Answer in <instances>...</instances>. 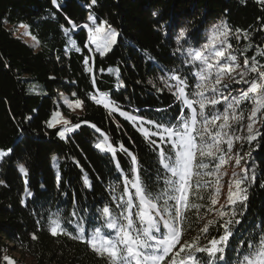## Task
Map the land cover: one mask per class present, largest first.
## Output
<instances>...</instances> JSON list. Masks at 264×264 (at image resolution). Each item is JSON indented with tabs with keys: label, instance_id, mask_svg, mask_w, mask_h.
Returning <instances> with one entry per match:
<instances>
[{
	"label": "trees",
	"instance_id": "trees-1",
	"mask_svg": "<svg viewBox=\"0 0 264 264\" xmlns=\"http://www.w3.org/2000/svg\"><path fill=\"white\" fill-rule=\"evenodd\" d=\"M57 4L59 8L52 0H0V149L12 150L0 160V237L34 264H109L107 257L97 255L84 242L64 235L53 237L48 230L52 214L69 217L75 199L77 212L86 216L87 234L102 222L96 219L97 208L110 204L112 195L122 194V176L115 163L119 160L127 173L130 158L118 151L113 159L95 148V143L106 135L113 146L118 148L123 143L132 151L150 192L163 189L165 173L157 153L136 126L117 112L109 115L89 98L90 94L99 89L124 111L157 122H175L183 105L167 90L163 79L177 69L181 75H189V90L196 81L189 65L175 51L180 30L188 29L191 45L198 46L207 24L223 20L234 36H240L238 43L230 40L238 56L248 60L249 69L255 64L264 71V0H96L94 5L91 0H57ZM90 15L98 24L107 21L118 33L116 44L104 56L91 53L90 44L85 47L88 30L83 25L89 24ZM73 24L78 27L73 28ZM19 27L27 28L38 49L18 34ZM64 29L70 30V37ZM75 47L81 51L76 52ZM85 56L93 67L92 74L85 71ZM249 75L258 77L257 73ZM118 84L123 87L117 88ZM60 94L73 102L82 100L81 113H69L58 98ZM252 96L244 103L252 102ZM184 111L187 114L188 110ZM55 112L67 117L71 122L68 126L81 125L68 134V139L56 135L64 126L47 127ZM260 133L255 144H244L238 152L247 166L254 164L255 179L246 182L248 200L243 215L237 216L241 223L234 226L228 241V260L236 258L238 246L243 252L250 239L255 243L264 233V122ZM163 147L167 151L169 146ZM222 149L220 154L224 155ZM216 162L202 171L211 170ZM20 165L28 170L26 176L19 171ZM213 177L204 176L201 182H214ZM196 179L192 178L193 184ZM26 190L32 195H26ZM201 191L205 199L192 197L190 203L205 206L199 215L195 208L186 213L182 242L195 237L200 227L214 218L215 213L206 214L212 187ZM68 230L76 234L73 227ZM209 233L221 234L212 228ZM10 249L0 243V264H7L3 255Z\"/></svg>",
	"mask_w": 264,
	"mask_h": 264
},
{
	"label": "snow or ice",
	"instance_id": "snow-or-ice-1",
	"mask_svg": "<svg viewBox=\"0 0 264 264\" xmlns=\"http://www.w3.org/2000/svg\"><path fill=\"white\" fill-rule=\"evenodd\" d=\"M52 3L60 7L57 0H52ZM91 4H96V0H91ZM88 20L90 24L83 25L88 30V43L85 47H88V44L94 45L90 52L104 56L116 44L118 33L107 24V21L98 24L96 18L91 15ZM72 27L78 26L73 24ZM229 31L226 24L216 25L211 31L210 43L198 42L197 47H192L187 35L188 29L180 30L176 37L175 51L183 57L185 65L192 66L190 75L196 77V81L189 90V75H181L180 70L177 69L171 70V74L163 79L167 90L183 105L178 117L174 118L175 122L172 120L157 122L146 119L142 115L123 111L108 93L101 92L99 89H96L95 95L90 94L89 98L108 110L109 115L112 112H118L121 117L136 126L137 131L157 153L158 162L165 173L164 186L157 193L148 191L141 179L137 156L123 143L119 144L118 148L113 146L105 135L102 140L95 143V148L111 154L113 159L118 151L130 158L127 173L124 172L119 160L115 163V168L122 176V194L112 195L110 204L97 208L96 219L102 222L87 234L84 226L86 216L79 215L75 199H73V210L69 217L62 218L59 212L52 214L48 226L51 236L64 235L84 242L97 255L107 257L109 264H264V233L259 235L255 243L250 239L243 252L238 246L234 250L235 259L225 258L226 249L229 247L228 241L233 237V228L241 223L237 216L243 215L242 209L246 207L245 202L248 200L246 182L251 183L255 177L249 176L246 164L240 169V173L233 172L235 179L228 184L224 203H220L223 185L217 174L226 161L223 154L218 156L217 153L223 152L221 148L223 143L227 144V152L231 153L233 138L241 139L240 136H234L235 130L232 129L229 121L241 119L236 114V108L242 101L248 100L250 94H255L251 99L256 108L249 117L253 123L247 125L246 139L249 144L261 135L258 130H254L253 124L256 123L257 112L264 108V71L257 68L255 64L249 69L248 60L245 59L246 70L235 76L232 75L240 66L234 64L236 56L226 55L224 46L231 48V44L226 41ZM64 34L70 37V30L64 29ZM72 43L75 45V41ZM75 51L80 52L81 49L75 47ZM261 55H264V52H261ZM57 59L59 60L60 57ZM84 65L85 71L92 74L93 67L89 66L88 56L84 57ZM108 71L112 72V69ZM249 72L257 73V79L261 82H257V79L250 82L246 79ZM116 75L119 77L118 69ZM226 76L234 84H250V86L247 90L234 89L229 84L223 83L222 78ZM96 82L95 74H93V86ZM148 83L153 82L150 80ZM119 87L123 85L118 84L117 88ZM162 90L158 89V91ZM234 92L235 95H233ZM72 95L75 96V93ZM65 103L69 108H74L82 107L84 102L76 99L74 102L65 100ZM218 105L220 107H217ZM185 109L188 110L187 114ZM58 115L59 113L46 122L47 127L52 129L62 123L64 127L57 131L56 135L61 139H68V134L80 128L81 125L68 126L71 122L57 120ZM198 125L200 127H197ZM91 127L96 126L91 125ZM163 145L169 146L167 151ZM11 151V149L7 151L0 149V160L10 155ZM206 159L208 163L205 162ZM243 159L244 157L237 153L235 165L239 167ZM212 161H217L214 168L202 171L209 169ZM19 171L25 176L28 172L23 165L19 166ZM194 176L197 178L195 184L192 182ZM204 176H214L215 181L202 183L201 178ZM160 179L158 175L157 180ZM85 183L91 187L87 179ZM210 186L212 191L208 193L207 199L210 204L207 205L206 214L215 213L214 218L208 219L195 237L182 242L183 226L188 219L186 213L195 208L199 215V209L205 206L190 203V199L195 197L197 200H204L201 190H207ZM25 194L32 195L27 190ZM217 205L219 207H216ZM237 205L241 206L240 210L237 209ZM37 223L39 224V221ZM68 227H73L76 234L69 231ZM210 228L221 234L211 235ZM32 238H37L35 233L32 234ZM243 244L244 241L241 240L240 245ZM198 253L204 255L197 256ZM5 259L9 258L5 257Z\"/></svg>",
	"mask_w": 264,
	"mask_h": 264
},
{
	"label": "rangeland",
	"instance_id": "rangeland-1",
	"mask_svg": "<svg viewBox=\"0 0 264 264\" xmlns=\"http://www.w3.org/2000/svg\"><path fill=\"white\" fill-rule=\"evenodd\" d=\"M88 22L90 24L89 20H88ZM221 24H226V23L223 20H217V21H212V22L207 24L206 31L203 35V42L204 43H210L211 42V31H212L213 27L216 25H221ZM228 29L230 30L229 27H228ZM17 32L25 40V42L33 45L35 47V49H38L37 41L31 37L27 28L19 27ZM232 38H234L237 43L240 42V40H241L239 35L234 36L230 30L228 32L227 37H226V41L228 44H230V40ZM181 43H183V41H181ZM91 46H92V48L95 47L94 45H91ZM191 46L197 47L196 45H191ZM185 47H187V46H185ZM224 47H225L226 55L231 54V55L236 56V61L234 62V64H238L240 66L236 69V72L232 73V75L235 76L237 73H239L241 71H245L246 70L245 66H244V60L245 59H242L241 57H239L236 50L233 47L227 48L226 45ZM189 67L192 68L191 65H189ZM254 77H255L254 75H253V78L250 77V75L248 73V75L246 76V79H248L251 82L254 79ZM237 79H239V76H237ZM222 80H223V83H227L232 88L238 89V90L239 89L247 90L248 87L250 86V84H234L233 81L227 76L223 77ZM257 82H261V81L259 79H257ZM225 94H227V93H225ZM235 94L236 93L234 92L233 95H235ZM250 95L254 96L255 94H250ZM58 98H59L60 102L67 108L69 113H72V114H80L81 113L83 106L82 107L69 108L68 104L65 103V100L70 101L67 96L60 94ZM70 102H73V101H70ZM217 107H220V106L218 105ZM255 108H256V105L253 102L244 103V101H242L236 108V114H237V116H240L241 119L239 121L230 119V121H229L230 125L232 126V129L235 130L234 136H240L241 139L237 140V139L233 138V148H232L231 153L227 152V144L226 143L221 144V148H224V151H225L224 156H225L226 162L221 165L219 173L217 174L220 177L221 185H223L221 195L219 198L220 203H224L228 184L230 182L234 181V179H235V177H233V175H232L233 172L240 173V169L245 166L244 159L241 161V165L239 167H237L235 165V159H236L237 153L239 152V149L241 147H243L244 144H247L250 146V145L255 144V142L257 141V140H254L251 142V144H249V142L246 139V137L248 135L247 125L249 123H253V121H251L249 119V117L251 116V113H252V111L255 110ZM57 113H59V115L56 116L57 120H60V121L68 120L67 117H65L61 112H55L53 114V116L56 115ZM263 122H264V108L260 109L257 112L256 123L253 124L254 130H258L260 132L262 125H263ZM56 126H64V125L62 123H59ZM198 127H200V125H198ZM217 155L219 156L221 154L217 153ZM229 157H231V159H229ZM247 167L249 169V173H248L249 176L250 177L253 176L254 164L252 166H247ZM213 178H215V177H213ZM216 207H219V205H217ZM1 242H4L9 247L13 248V249H10V250H7L4 252L3 259L6 261L7 264H34V262L29 257L20 254L18 250L14 249L13 244L9 240H6L5 238L0 237V243ZM5 257H7L9 259L6 260Z\"/></svg>",
	"mask_w": 264,
	"mask_h": 264
},
{
	"label": "water",
	"instance_id": "water-1",
	"mask_svg": "<svg viewBox=\"0 0 264 264\" xmlns=\"http://www.w3.org/2000/svg\"><path fill=\"white\" fill-rule=\"evenodd\" d=\"M100 150V149H99ZM102 151V150H101Z\"/></svg>",
	"mask_w": 264,
	"mask_h": 264
}]
</instances>
